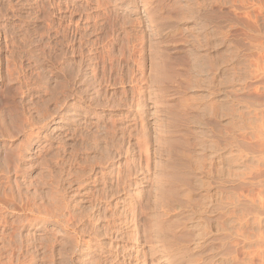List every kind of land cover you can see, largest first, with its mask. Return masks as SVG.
Listing matches in <instances>:
<instances>
[{"label":"rangeland","instance_id":"374dc122","mask_svg":"<svg viewBox=\"0 0 264 264\" xmlns=\"http://www.w3.org/2000/svg\"><path fill=\"white\" fill-rule=\"evenodd\" d=\"M0 63V264H264V0H0Z\"/></svg>","mask_w":264,"mask_h":264},{"label":"bare ground","instance_id":"6f19581e","mask_svg":"<svg viewBox=\"0 0 264 264\" xmlns=\"http://www.w3.org/2000/svg\"><path fill=\"white\" fill-rule=\"evenodd\" d=\"M48 25V24H47ZM24 30V29H23ZM26 31H27V29H25ZM46 30H48V31H45L46 33L47 32H49V27H46ZM77 31V30H76ZM4 32V31H3ZM40 32V31H39ZM6 33V32H5ZM33 33V32H32ZM45 33V34H46ZM59 33V32H58ZM31 34V33H30ZM34 34V33H33ZM33 34H32V36H33ZM44 33L42 32V35H43ZM48 34V33H47ZM46 34V35H47ZM7 35V34H6ZM5 35V36H6ZM17 35H19V34H17ZM21 35H22V33H21ZM40 35V34H39ZM39 35H36V36H39ZM41 35V36H42ZM11 36V35H10ZM9 36V37H10ZM15 36V35H14ZM35 36V35H34ZM33 36V37H34ZM58 36V35H57ZM60 36H61V34H60ZM19 37V36H18ZM45 37V36H44ZM47 37L49 38V35H47ZM56 37V36H55ZM64 37H65V34H62V36L59 38V39H62L61 41H56V44H52L51 42H50V39H49V42L51 43V44H48V43H46V39L44 40V42H43V44H42V48L41 49H38V47H40V43H38L39 44V46L37 47V43L35 42V41H32L31 40V37L29 36V33H25L24 32V34H23V37H22V46H21V48H23L24 49V54L26 55V57L28 56L30 59H31V61H32V63H33V65H34V68L36 67L37 69H39L40 68V66L42 65V63H47L48 64V68H51L52 70H54V72L53 73H55V71H56V69L57 68H60V67H57L58 65H59V63L60 64H62L61 63V60L63 61V58H64V56L66 55L65 54V51H66V49L68 48V43H65V40H66V38H65V40H64ZM21 38V37H20ZM34 38H36V37H34ZM38 38V37H37ZM42 38V37H41ZM51 38V37H50ZM5 39V38H4ZM6 39H7V37H6ZM5 39V40H6ZM9 39V38H8ZM17 39V38H16ZM19 39V38H18ZM52 39V38H51ZM57 39V38H56ZM11 40H12V38H11ZM38 40V39H37ZM39 40H40V38H39ZM8 41V40H7ZM53 41H55V40H53ZM10 42V41H9ZM40 42H41V40H40ZM18 43V42H17ZM21 43V42H20ZM8 44V43H7ZM14 44V43H13ZM16 44V43H15ZM5 45V44H4ZM17 45V44H16ZM21 45V44H20ZM17 46H19V44L17 45ZM16 46V47H17ZM5 47H6V45H5ZM70 47V46H69ZM7 48V47H6ZM5 48V49H6ZM18 48V47H17ZM9 49V48H8ZM7 49V50H8ZM13 49V51H15L14 49H16V48H12ZM22 49V50H23ZM69 49V48H68ZM19 50V49H18ZM38 50H40V53H39V51ZM71 50V49H70ZM11 51V50H10ZM21 52V51H20ZM19 52V54H21ZM57 52H59V54H57ZM13 53V52H12ZM15 53V52H14ZM13 53V54H14ZM13 54H12V56H13ZM16 54V53H15ZM18 54V53H17ZM23 54V53H22ZM21 56V55H20ZM8 57H9V55H8ZM7 57V59L9 60V58ZM22 57V56H21ZM25 57V56H24ZM24 57H22V58H24ZM67 57V56H66ZM5 58V57H4ZM28 58V59H29ZM13 59V58H12ZM16 59H18L17 57H16ZM14 60H15V56H14ZM13 60V61H14ZM9 61H11V60H9ZM12 61V62H13ZM20 61V60H19ZM18 61V62H19ZM26 61H27V59H26ZM3 62V61H2ZM18 62H17V64H18ZM21 62V61H20ZM64 62V61H63ZM4 63L6 64V62L4 61ZM8 63H10V62H8L7 61V64ZM2 63H0V65H1ZM7 64H6V66H7ZM11 64V63H10ZM22 64V63H21ZM21 64H19V65H21ZM82 64V63H81ZM11 65H14V68H15V64L14 63H12ZM19 65H17V66H19ZM23 65V64H22ZM28 66H29V64H27ZM31 65V64H30ZM62 65H64V64H62ZM8 66H10L9 64H8ZM7 66V67H8ZM61 66V65H60ZM79 66V65H78ZM13 67V66H12ZM21 67H23V66H21ZM26 67V66H25ZM24 67V68H25ZM31 67H33V66H31ZM30 67V68H31ZM5 68V67H4ZM18 68H20V67H18ZM18 68H16L17 70H18ZM47 68V69H48ZM0 69H1V67H0ZM6 69V68H5ZM4 69V70H5ZM13 69V68H12ZM11 69V70H12ZM23 69V68H22ZM46 69V68H45ZM3 70V69H2ZM15 70V69H14ZM14 70L11 72V75L10 76H12L15 72H14ZM29 70V69H28ZM68 70V69H67ZM7 71V70H6ZM20 70H18V72H19ZM37 71V70H36ZM45 71V70H44ZM48 71H50V70H48ZM48 71H45V72H48ZM59 73H61V74H59ZM56 71V74H59V75H61V77L65 80V73L66 72H64V69H63V67L62 68H60L59 70H57ZM1 72V71H0ZM18 72H16V73H18ZM21 72V71H20ZM23 72V71H22ZM33 72H35V70L33 71ZM38 72H40V71H38ZM70 72V71H69ZM6 73V72H5ZM7 73H8V71H7ZM15 73V74H16ZM73 73V72H72ZM36 74H37V72H36ZM49 74H50V72H49ZM2 75V74H1ZM8 76H9V74H7ZM19 75H21V74H17L16 76L17 77H15V75H14V77H13V79L15 78L16 80L19 78ZM24 75V74H23ZM23 75H21L22 77H23ZM42 75V74H41ZM46 75V74H45ZM2 76H4V74L2 75ZM7 76V77H8ZM9 76V77H10ZM20 76V77H21ZM26 76V75H25ZM38 76H40V75H38ZM43 76V78H46V77H44V75H42ZM9 77H8V80H9ZM21 77V78H22ZM32 77V76H31ZM77 77V76H76ZM0 78H1V76H0ZM6 78V77H5ZM23 78H25V77H23ZM27 78H28V76H27ZM30 78V77H29ZM34 78H35V75H34ZM36 78H37V75H36ZM40 78H42L41 76H40ZM48 78H50V77H48ZM48 78H46L47 79V81H48ZM67 78V77H66ZM38 79V78H37ZM68 79V78H67ZM66 79V80H67ZM1 81H2V78L0 79ZM6 80V79H5ZM18 80H20V79H18ZM0 81V82H1ZM11 81V80H10ZM13 81V80H12ZM27 81V80H26ZM30 81V80H29ZM16 82V81H15ZM18 82H20V81H18ZM23 82H24V80H23ZM33 82V81H32ZM37 82V81H36ZM41 83H42V81H40ZM58 82H59V80H58ZM77 82V81H76ZM5 83V82H4ZM11 83V82H10ZM26 83V82H25ZM24 83V84H25ZM31 83V82H30ZM35 83V82H34ZM33 83V84H34ZM43 83H44V79H43ZM68 83V82H67ZM12 84V83H11ZM18 84V83H17ZM32 84V83H31ZM60 84V86H59V88H58V85L56 86H54L53 87V89L50 91L49 90V92H52V93H49V94H51V97H53V98H57L58 96H61V95H65L64 93H66V90H67V85H64L65 84V82H64V84H62V83H59ZM18 85H20V84H18ZM27 85V84H26ZM29 85V84H28ZM35 85V84H34ZM42 85V84H41ZM40 85V83H39V85H37V86H41ZM45 85V84H44ZM23 86V85H22ZM36 86V85H35ZM19 88L18 89H20V86H18ZM32 87V86H31ZM43 87V86H42ZM41 87V88H42ZM48 87V86H47ZM26 88H30V86L29 87H27L26 86ZM33 88V87H32ZM38 88V87H37ZM45 88V87H44ZM43 88V89H44ZM72 88V87H71ZM31 89V88H30ZM34 89V88H33ZM36 89V88H35ZM51 89V88H50ZM70 89V88H69ZM68 89V90H69ZM27 89H25V91H26ZM32 90V89H31ZM38 90H39V88H38ZM41 90V89H40ZM21 91V90H20ZM24 91V90H23ZM22 91V92H23ZM27 91H29V90H27ZM42 91V90H41ZM30 92V91H29ZM44 92V91H43ZM45 92H46V89H45ZM44 92V93H45ZM72 92V91H71ZM24 93V92H23ZM38 93V92H37ZM26 94H27V92H26ZM67 94V93H66ZM22 95V94H21ZM28 95V94H27ZM30 95V94H29ZM24 97H25V95H23ZM66 96V95H65ZM64 96V97H65ZM67 96H68V94H67ZM66 96V97H67ZM51 99V98H50ZM56 101V100H55ZM23 102V101H22ZM63 102V101H62ZM53 103H55V102H53ZM57 103V102H56ZM65 103V102H64ZM62 104V103H61ZM38 106V105H37ZM36 109V108H35ZM2 115V114H1ZM49 115V114H48ZM50 116V115H49ZM2 117V116H1ZM28 117V116H27ZM43 117V116H42ZM30 118V117H29ZM32 118V117H31ZM3 119V118H2ZM45 120V119H44ZM26 121H27V118H26ZM28 121H30V120H28ZM27 121V122H28ZM43 121V120H42ZM25 122V121H24ZM26 122V123H27ZM37 122V121H36ZM29 123V122H28ZM32 123V122H31ZM44 123H42V125H43ZM23 125V124H22ZM26 125V124H25ZM25 125H24V127H25ZM28 126V125H27ZM31 126H33V124H31ZM31 126H29V127H31ZM36 126V125H35ZM17 127V126H16ZM41 127H44V126H40L39 128H41ZM38 128V130H40ZM23 129V128H22ZM31 129V128H30ZM33 129V128H32ZM42 129V128H41ZM44 129V128H43ZM54 130V129H53ZM29 131V130H28ZM33 131V130H32ZM41 131V130H40ZM36 132V131H35ZM36 133H38V132H36ZM3 134V133H2ZM8 134V133H7ZM29 134H30V132H29ZM31 135V134H30ZM29 135V136H30ZM36 135H38V134H36ZM122 135V134H121ZM2 136V135H1ZM28 136V135H27ZM10 137V136H9ZM34 137V136H33ZM37 137V136H36ZM39 137V136H38ZM42 137V136H41ZM122 137V136H121ZM29 138H31V137H29ZM41 139V138H40ZM44 139V138H43ZM43 139H42V141H43ZM133 139V138H132ZM39 140V139H38ZM135 141H136V139H135ZM41 142V141H40ZM44 142V141H43ZM138 143V142H137ZM44 144V143H43ZM29 146V145H28ZM41 146V145H40ZM45 146V145H44ZM43 146V147H44ZM146 146V145H145ZM50 147V146H49ZM48 149V148H47ZM42 150V149H41ZM126 150H128V149H126ZM142 150V149H141ZM15 151V150H14ZM127 152V151H126ZM141 152V151H140ZM145 153H147V152H144V154ZM129 154V153H128ZM130 155V154H129ZM143 155V154H142ZM133 157V156H132ZM140 157V156H139ZM142 157V156H141ZM22 158V157H21ZM18 161H19V159H18ZM18 163V162H17ZM1 164V163H0ZM129 167H131L130 165H128V168H126L127 170V172L129 173V174H131V168H129ZM8 169H9V167H8ZM1 170V169H0ZM7 170V169H6ZM10 171V170H9ZM3 172H4V170H3ZM126 172V173H127ZM137 172V171H136ZM133 173V172H132ZM141 173V172H140ZM4 174V173H3ZM6 175V174H5ZM79 178V177H78ZM188 178V177H187ZM181 179V178H180ZM179 179V180H180ZM1 180V179H0ZM7 181V180H6ZM79 181V180H78ZM126 181L127 180H121L120 179V183H119V185H124V184H126ZM184 181H186V179H184ZM200 180H198V182H199ZM221 181V180H220ZM84 181H82V182H80V184L81 183H83ZM222 182V181H221ZM181 183H183V181L181 182ZM201 183V182H200ZM79 184V183H78ZM180 184V183H179ZM183 185V184H182ZM188 185V184H187ZM195 185H197V184H195ZM200 186H201V184H199ZM83 186V185H82ZM86 186V185H85ZM127 186V185H126ZM178 186V185H177ZM180 186V185H179ZM186 187H188V186H186ZM196 187V186H195ZM182 188H185V187H182ZM190 188V187H189ZM79 190H80V188H79ZM182 190H184V189H182ZM184 191H187V190H184ZM11 192V191H10ZM12 194V193H11ZM58 195V194H57ZM184 195V194H183ZM6 196V195H5ZM187 197V196H186ZM62 198V197H61ZM185 198V197H184ZM10 199V198H9ZM26 199H28V198H25V200ZM34 199V198H33ZM60 199V198H59ZM58 199V200H59ZM64 199V198H63ZM63 199H60V201L61 200H63ZM58 200H56V201H58ZM30 201V200H29ZM32 201V200H31ZM1 202V201H0ZM34 202V201H33ZM50 202H52V201H50ZM5 203V202H4ZM26 203H28V204H30L29 202H26ZM56 203H59V202H56ZM55 203V205L54 206H56V209H58L57 208V205L58 204H56ZM35 204V202L32 204L33 206H35L34 205ZM61 205L60 206H62V204L63 203H60ZM36 206H39V205H36ZM35 206V207H36ZM49 206V205H48ZM52 206V205H51ZM54 206L52 207V208H54ZM59 206V207H60ZM35 207H32L31 208V210L33 211V212H35L36 210L35 209H33V208H35ZM41 207H43V205L41 206ZM29 208H30V206H29ZM27 209V210H30V209ZM51 208V207H50ZM61 209H58V211H61L63 208L62 207H60ZM37 209V208H36ZM38 209H39V207H38ZM44 209V208H43ZM40 210H41V212L43 211L41 208H40ZM44 210H46V209H44ZM50 210V209H49ZM48 210V211H49ZM55 210V209H54ZM47 211V210H46ZM46 211H45V214H47L46 213ZM57 211V210H56ZM63 211V210H62ZM41 212H38V213H41ZM51 212H52V210H51ZM51 212H50V215H48L49 217L51 216ZM37 213V212H36ZM43 214H44V211L42 212ZM64 213V212H63ZM67 213H69V212H67ZM45 214H44V216H45ZM65 214V213H64ZM59 215V216H58ZM55 214V216H58V217H60V215L61 214ZM68 215H70V214H68ZM67 215V216H68ZM47 216V215H46ZM65 216V215H64ZM63 216V217H64ZM72 216V215H71ZM70 216V217H71ZM53 217V216H52ZM62 218V217H61ZM65 218V217H64ZM48 219V218H47ZM66 221V220H65ZM67 222V221H66ZM24 223V222H23ZM64 223V222H63ZM71 223V222H70ZM194 227V226H193ZM70 228V227H69ZM4 237V236H3ZM2 237V238H3ZM17 243V242H16ZM77 243V242H76ZM70 254V253H69ZM31 256V255H30ZM17 257V256H16ZM12 258V257H11ZM26 258V257H25ZM14 261V260H13ZM17 262V261H16ZM17 264V263H16ZM19 264V263H18Z\"/></svg>","mask_w":264,"mask_h":264}]
</instances>
